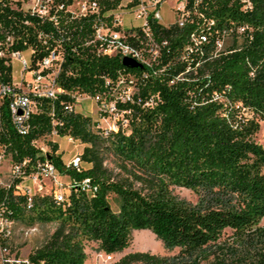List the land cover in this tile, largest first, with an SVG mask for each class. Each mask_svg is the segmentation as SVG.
I'll return each mask as SVG.
<instances>
[{
	"label": "trees",
	"instance_id": "1",
	"mask_svg": "<svg viewBox=\"0 0 264 264\" xmlns=\"http://www.w3.org/2000/svg\"><path fill=\"white\" fill-rule=\"evenodd\" d=\"M251 1L253 9L247 13L235 0H218L211 12L225 22L251 25L252 38L233 40L225 53L206 60L188 80L168 85L172 71L150 76L140 95L158 93L161 101L152 108L132 104L127 132L105 134L91 115L67 106L72 101L69 93H93L101 88L103 76L114 77L124 66L118 55H95L85 48L67 54L58 75L66 93L54 101L42 100V110L31 116L26 135L16 133L3 100L0 143L15 160L36 155L31 141L54 128L59 136L84 144L81 159L90 166L80 171L65 168L55 154L56 142H50L51 160L61 173L78 179L89 176L96 185L93 194L71 189L65 204L50 195H36L29 209L24 195L0 186V205L11 218L55 223L28 253L31 264H84L86 241H95L105 252H118L130 244L132 230L142 228L150 229L165 248L179 247L178 253L137 250L111 264H193L214 252L211 248L226 228L239 238L256 233L264 237V226H259L264 217V146L255 140L264 121V0ZM23 17L1 4L0 39L11 32L15 48H24V42L41 45L21 22ZM187 31L160 28V36L173 46ZM12 81V67L0 58V84ZM108 154L127 176L110 173L104 165ZM171 185L192 189L197 201L174 193ZM230 264H264V251L248 262Z\"/></svg>",
	"mask_w": 264,
	"mask_h": 264
},
{
	"label": "built area",
	"instance_id": "2",
	"mask_svg": "<svg viewBox=\"0 0 264 264\" xmlns=\"http://www.w3.org/2000/svg\"><path fill=\"white\" fill-rule=\"evenodd\" d=\"M217 1L0 0V6L3 4L22 13L21 22L30 29L32 38L43 44L24 42V48H15L11 32L0 39V58L11 67L13 60L20 66L19 82L13 78L9 84H0V106L7 99L12 126L17 134L26 135L31 116L42 110V100L54 101L59 94L66 93L58 82V75L67 54L85 48L95 55H118L121 61L127 56L141 67L123 66L114 77L103 76L97 91L69 93L72 101L67 104L70 109L79 111V104L90 101L98 114L97 126L105 134L118 130L127 132L132 104L152 108L161 101L158 93L140 95L142 84L150 76L172 71L166 79L168 85L188 80V75L196 72L206 60L225 53L233 40L240 42L242 35L252 38L251 25L234 20L225 22L211 12ZM235 1L241 12L252 11L251 0ZM164 6L172 16L168 24L163 23ZM160 28H188V31L180 44L172 46L167 38L160 36ZM52 124H55L54 119ZM52 135L59 136L54 128L32 140V146L38 149L36 155L17 160L7 145L0 143V186L10 189L12 194L24 195L27 209L32 207L36 195H50L65 204L71 189L81 188L88 194L96 190L89 176L78 179L61 173L49 156L48 145L42 144ZM68 139L73 141L72 137ZM60 159H63L61 155ZM83 163L81 153L68 161L62 160L65 168L75 171L85 169ZM13 223L14 219L0 205V259L3 264H31L28 255L10 253ZM98 255L103 261L113 258L112 252L103 250Z\"/></svg>",
	"mask_w": 264,
	"mask_h": 264
},
{
	"label": "rangeland",
	"instance_id": "3",
	"mask_svg": "<svg viewBox=\"0 0 264 264\" xmlns=\"http://www.w3.org/2000/svg\"><path fill=\"white\" fill-rule=\"evenodd\" d=\"M163 23L168 24L172 20L170 12L167 10V6L163 7ZM20 66L16 60L12 61V76L15 82L20 81ZM79 111L91 115L93 119H97L95 104L90 101H84L78 105ZM119 122V121H118ZM103 125H108L110 122H101ZM69 136H50L48 141H44L43 145H48L50 149L49 141H55L58 144L57 153L62 156V160L68 161L76 153H81L84 144L79 140L73 139L70 141ZM255 140L264 146V121H260V128L255 135ZM85 167H89L90 164L83 163ZM105 167L110 171L113 176H127L128 173L123 170L118 163V160L111 154H108L105 161ZM138 185V183H137ZM174 193L187 199L196 202L197 194L190 188L185 186L171 185ZM110 204L114 210L117 209V203L111 196L109 198ZM30 226H36L35 229L29 228ZM55 226L54 222L42 223L36 220L32 223H24L20 220H14L12 224L13 235L10 239L11 249L10 253L16 252L17 255L25 257L28 253L39 245L53 230ZM259 226H264V217L259 222ZM213 253H210L207 257H200L193 264H212L215 260H223L222 263L230 264L232 261L241 260L242 262H248L255 259L261 252L264 251V237L263 235L252 234L248 238L236 237L231 229L226 228L221 236L217 239V242L212 246ZM149 251L151 253L161 255H172L179 251V247L167 249L163 246L162 242L155 236V234L148 228L134 229L132 230V239L130 244L123 250L113 252V258L110 261H103L98 252L101 251L97 248V243L93 240L85 242V251L87 257L84 264H111L113 261L119 259L120 256L131 251ZM192 263V262H190ZM0 264L3 262L0 259ZM131 264H142L140 262H134Z\"/></svg>",
	"mask_w": 264,
	"mask_h": 264
},
{
	"label": "water",
	"instance_id": "4",
	"mask_svg": "<svg viewBox=\"0 0 264 264\" xmlns=\"http://www.w3.org/2000/svg\"><path fill=\"white\" fill-rule=\"evenodd\" d=\"M122 64L128 68L141 67V65L138 62L127 56L122 58Z\"/></svg>",
	"mask_w": 264,
	"mask_h": 264
}]
</instances>
